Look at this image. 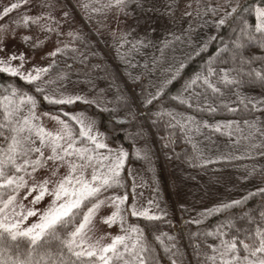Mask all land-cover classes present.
Wrapping results in <instances>:
<instances>
[{
	"label": "trees",
	"instance_id": "trees-1",
	"mask_svg": "<svg viewBox=\"0 0 264 264\" xmlns=\"http://www.w3.org/2000/svg\"><path fill=\"white\" fill-rule=\"evenodd\" d=\"M44 1L78 18L68 0ZM76 3L90 27L81 20L77 25L69 23L70 44L53 55L55 86L50 78L28 84L19 76L0 72V101L9 96L19 103L23 93L32 95L40 110L60 115L72 126L79 143L80 128L71 117L85 112L107 143L126 152L127 165L119 186L128 198L125 209L130 208L133 197L129 167L142 168L155 187L160 214L155 220L126 215L130 225L144 230L149 250L141 255L147 258L146 264H220L223 241L238 242L249 234L256 238L258 229L264 232V83L255 75H264V34L255 29V9L264 8V0L244 1L221 19L223 24L206 6L189 30L173 20L181 0H130L123 10L108 6L114 0ZM116 21L134 29L142 27L116 39H108L107 34V43L100 45L93 37L94 29L106 34L103 27ZM157 23L164 25L160 31L152 29ZM197 74L201 80L186 89V83ZM205 76L218 92L207 88ZM225 77L238 83L225 84ZM9 85L19 90L16 97H11ZM37 85L43 93L36 91ZM69 86L75 91L88 89L95 99L50 104L44 98L59 97L61 94H52V89L57 87L60 92ZM5 136H10L8 129H0L2 148L7 147ZM160 163L187 175H231L239 185L225 203L196 213L185 206L175 211L166 207L160 193ZM3 191L4 198L13 194ZM71 230L69 226L61 233ZM180 230L187 249L182 260L177 252ZM50 247L56 251L61 246L52 241ZM20 251L26 253V243L22 242ZM64 252L70 256L66 249ZM10 254L3 255L7 258ZM244 254L242 250L237 253Z\"/></svg>",
	"mask_w": 264,
	"mask_h": 264
},
{
	"label": "snow or ice",
	"instance_id": "snow-or-ice-1",
	"mask_svg": "<svg viewBox=\"0 0 264 264\" xmlns=\"http://www.w3.org/2000/svg\"><path fill=\"white\" fill-rule=\"evenodd\" d=\"M129 2L130 0H114V4L108 6H116L123 10ZM11 7L14 9L18 5L13 4ZM235 11L234 8L233 12ZM255 12L256 32L264 34V8L257 7ZM219 23L223 24L224 21L221 20ZM17 58L21 61L24 59L23 56L10 57V59ZM46 71V69H37L36 74L25 75L19 69L10 67L7 61H0V72L20 76V79L28 84L38 81L40 73ZM212 72L213 70L209 68V75ZM255 75L264 83V75L259 72ZM199 80L201 75L197 74L193 80L186 83L185 88L196 85ZM203 83L213 92L219 91L207 76L203 77ZM224 83L238 82L225 77ZM8 87L12 89L11 97H16L19 90L12 85ZM36 91L43 93L44 89L37 85ZM44 98L50 104L74 102L72 97L63 95L59 97L45 95ZM180 102L186 101L181 99ZM25 104L30 105L28 114L20 115ZM36 106V99L28 93L19 96V103L9 96H4L0 101V112L4 121L0 124V129L7 128L10 133V136L4 137L7 147H0V264H96V261L100 264H115L116 261H123V264H132L133 261L146 264L147 258L141 255L149 250L144 240V230L135 225L125 229L123 225L126 222V214L133 217L141 216L147 220H155L158 217L149 215L147 212H139L134 205L125 209L123 206L128 199L126 196H105L109 189L121 186L120 170L126 154L122 150L114 156L96 154L95 149L107 146L92 134L93 125L91 123L86 125L79 115L71 117L81 126L78 136L94 144L95 149L77 147V135L73 133L72 126L58 116L44 114L60 124V130L55 133L46 130L41 124L34 123L39 119L35 113ZM208 110L215 111L211 107ZM192 119V117L187 118L189 122ZM216 130L219 131V127ZM62 167L66 168V174L59 179L45 177L28 188V194L34 191L38 193L33 197V205L38 204L46 195L52 197L45 209L42 211L34 208L25 209L20 204L18 205L20 211L16 210V193L28 187L26 177L35 180L34 174L41 169L50 171L51 177H57ZM89 169H91L90 175ZM5 189L13 193L7 194L6 199H4L6 193L3 191ZM105 206H111L115 210L110 216L102 218V223L109 227L119 223L121 231L125 232V235L114 237L107 245L100 243L104 237L92 242L90 235L95 228L97 214ZM33 216H38L37 222L22 227L23 222ZM69 226L71 231L61 233V229H67ZM133 234H135L134 238ZM246 239H252L253 243L245 242ZM52 241H57L61 247L53 251L50 247ZM22 242L27 244L26 253L20 251ZM221 246L223 252L220 253V264H264V232L259 229L256 231V238L249 234L238 242L223 241ZM13 249H15L14 253ZM65 249L70 254L69 257L65 256ZM241 250L245 253L242 257L237 255ZM4 253L12 254L5 258ZM125 254L131 256L132 260L126 259ZM71 257H75V260Z\"/></svg>",
	"mask_w": 264,
	"mask_h": 264
},
{
	"label": "rangeland",
	"instance_id": "rangeland-1",
	"mask_svg": "<svg viewBox=\"0 0 264 264\" xmlns=\"http://www.w3.org/2000/svg\"><path fill=\"white\" fill-rule=\"evenodd\" d=\"M244 1L247 0H181L173 20L180 22L183 30H189L193 25V20L197 13L205 11L206 6H209L213 14H216L215 16H218L221 20L223 17L233 13L234 8L237 10ZM68 2L78 18L73 17L71 13L68 14L65 9L52 7V5L45 3L44 0H0V61H7L10 67L19 69V71L25 75L29 73L36 74L37 69H46V72L40 73V78L52 79L51 82L55 86L53 81L55 75L51 68L53 55L59 49L61 50L70 44L71 30L69 29V23L73 22L77 25L79 20H81L87 28L90 27H88L80 14L76 0H68ZM13 4H17L18 7L13 9L11 7ZM109 25L103 27V29L106 30V34L94 29L92 34L99 44L100 42L104 45L107 43V34L109 35L108 39H116L129 32L136 31L137 33L142 27L137 26L134 29L126 23L118 21ZM163 26V24L159 26L157 23L152 26V29L160 31ZM13 56H23L24 59L23 61L18 58L10 59V57ZM21 64L23 65L22 67ZM56 88L52 89V94H63L64 97H72L73 99L76 97L87 100L95 99V95L90 94L88 89L75 91L73 86H69L67 90L59 92ZM29 107L30 105L25 104L20 115H27ZM35 113L39 119L34 121V123L41 124L46 130L54 133L60 130V124L50 119L49 115L44 114L48 113L50 115H55L61 120H64L60 115L42 111L37 106L35 108ZM77 115L81 116L86 125L89 123L93 125L92 134L96 135L98 139L107 146L106 148L95 149L94 144L86 138L81 137L82 142H77V147L95 149V153L100 156H114L121 150L126 154L122 148L113 146L105 141L102 133L85 112H77L73 114L72 117ZM78 126L79 128L81 127L79 124ZM109 150L112 151L110 152ZM45 154L47 155V151ZM105 163H107V161ZM126 165L127 156L125 155L123 167L120 170V179ZM160 165L161 171L157 173L160 193L166 207H172L175 211L179 206H185L190 213H196L206 210L218 203H225L231 198L232 191L239 185V180L231 175H187L185 171L180 172L172 165L167 167L161 163ZM88 173L90 175L91 169L88 170ZM65 174L66 168L62 167L59 169V175L57 177H51L50 171L45 169H41L34 174L35 180L26 177L28 180V187L20 189V191L16 193V210L20 211L18 207L20 204H22L25 209L34 208L39 211L45 209L51 202L52 197L46 195L38 204L33 205V197L38 193L34 191L28 194V188L32 187L33 183L43 180L45 177L56 180ZM129 174L133 185V197L130 207L134 205L139 212H147L149 215L158 217L160 208L158 206V197L153 183L145 176L142 168L137 165H131L129 167ZM49 188H51V185H49ZM105 196L124 197L126 195L121 192L119 186H117L109 189L105 193ZM125 205L123 207H125ZM114 210L115 209L111 206H105L100 209L95 219V228L93 232L90 233L92 242L104 237L103 240H100V243L107 245L112 242L114 237L125 235V232L121 231V225L119 223L113 224L111 227L102 223V218L110 216ZM37 220L38 216L28 217V219L23 222L22 227L30 226L36 223ZM129 226L130 224L128 223L126 215V222L123 227L128 229ZM134 237L135 234H133V238ZM129 246H131V241H129ZM186 250L184 232L180 230V236L177 240V252L181 260L186 254ZM121 251H123L122 247ZM125 258L132 260V257L127 254H125ZM115 264H123V261H116ZM132 264H138V262L133 261Z\"/></svg>",
	"mask_w": 264,
	"mask_h": 264
}]
</instances>
